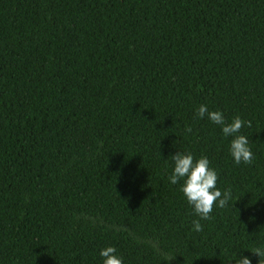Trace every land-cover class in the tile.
I'll return each mask as SVG.
<instances>
[{
    "label": "trees",
    "instance_id": "trees-1",
    "mask_svg": "<svg viewBox=\"0 0 264 264\" xmlns=\"http://www.w3.org/2000/svg\"><path fill=\"white\" fill-rule=\"evenodd\" d=\"M202 104L251 121V164ZM189 151L232 191L201 232L168 179ZM106 246L123 264H258L264 0H0V264H102Z\"/></svg>",
    "mask_w": 264,
    "mask_h": 264
},
{
    "label": "clouds",
    "instance_id": "clouds-1",
    "mask_svg": "<svg viewBox=\"0 0 264 264\" xmlns=\"http://www.w3.org/2000/svg\"><path fill=\"white\" fill-rule=\"evenodd\" d=\"M206 115L211 122L222 126L225 137H233L230 143V153L235 164L239 165L242 162L251 164L253 152L249 138L240 134V130L246 124L251 126V121H245L236 115L231 122H227L222 111H209L208 106L202 104L198 108L197 116L203 118ZM186 131L191 132V127H188ZM172 160L174 167L168 179L174 185L183 181L181 191L187 202L193 206L195 214L200 217L192 222L193 229L196 232H201L203 227L200 220L211 219L213 207L217 203L220 208L228 205V202L232 200L231 188L222 191L217 187L218 172L210 166L207 156L201 155L199 158H194L190 151L177 152L172 155ZM251 251L259 256L258 264H264V248H254ZM100 256L103 258L102 264H123V257L117 254V249L114 246L102 248ZM235 264H251V260L248 256H239L235 259Z\"/></svg>",
    "mask_w": 264,
    "mask_h": 264
}]
</instances>
